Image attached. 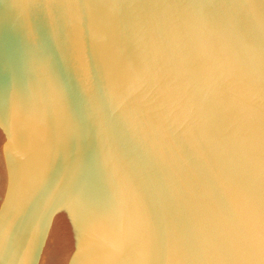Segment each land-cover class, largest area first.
Listing matches in <instances>:
<instances>
[{"label":"water","instance_id":"obj_1","mask_svg":"<svg viewBox=\"0 0 264 264\" xmlns=\"http://www.w3.org/2000/svg\"><path fill=\"white\" fill-rule=\"evenodd\" d=\"M0 264H264V0H0Z\"/></svg>","mask_w":264,"mask_h":264}]
</instances>
